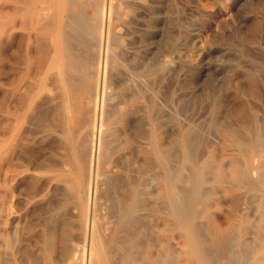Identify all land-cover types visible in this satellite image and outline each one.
Wrapping results in <instances>:
<instances>
[{
  "label": "bare ground",
  "instance_id": "bare-ground-1",
  "mask_svg": "<svg viewBox=\"0 0 264 264\" xmlns=\"http://www.w3.org/2000/svg\"><path fill=\"white\" fill-rule=\"evenodd\" d=\"M216 1L219 4V1ZM221 3L225 4V2ZM135 4L134 2L133 5ZM210 4L212 5V2ZM88 7H91V11L87 9ZM185 7L187 8V6ZM121 10L119 3L116 4L113 0H0V264H14L18 258L20 261L25 260L31 263L34 261L37 264H264V211L259 210V215L257 213V218L252 221L254 218L249 217L251 206L246 203L242 204V196L239 195L240 191H245L256 196L258 191L264 190L262 126L253 131L254 133L251 132L249 137L241 136V133L235 129L236 127L225 123L214 111L216 115L213 114L211 124L216 132H213L236 143L238 146L234 151L227 153L223 149L225 146L222 147L225 143L222 145L223 140L216 135H212L216 139L213 137L214 140L211 143L207 142L210 144V149H206V147L203 150L195 149V143H192L194 137L192 138V134L185 129L182 135L180 134L182 150H180V145L174 141V144L180 148L176 147V151H178H173L174 155H172L168 152L167 146L165 147L163 144L164 141L162 142V139L160 140L153 134L155 132L153 130L156 128L153 116L156 113L153 116L150 115L153 130L148 132L149 135L148 133L145 135L146 145L141 149L147 155L151 153L155 157L153 160L157 164V169H155L157 175L150 180V175L148 176L144 172L146 169L147 172L148 170L153 171L151 166L156 167L153 165L154 161L152 165L149 164L150 166L147 165V168H143L144 173L141 172V175L145 181L147 179L150 181L147 183L149 186L156 185L158 190V192L155 190V193L159 195L157 209H152L150 212L152 214L161 212L163 215L159 216V219L155 217L151 221L142 218V215L146 217L149 211H146L147 214H142L143 206L141 203L138 205V200H141L140 198L148 192L137 186L136 179L129 182V192L117 188L113 194L114 200L109 201L111 204H106L107 208H110L111 205L112 209H108L105 211L106 213L102 211V207L99 205L102 202L100 199L106 198L105 196L108 199V194L112 192V188L108 191L105 186V192L109 193L107 195L102 193L104 192L103 184L109 180L107 177L111 175L108 176L104 171L105 158H103L107 154L109 139L112 138L111 136L108 139L110 134L106 124L107 116H110L108 113L112 111H109L108 101L111 100H109L110 94L107 89L109 84L106 83V71L111 68H108L112 50L111 22L115 21V19L112 21L113 16L120 17ZM209 12L212 14V11L209 10ZM35 65L36 70L34 69ZM160 68L161 66L158 69ZM171 68L169 66V69ZM143 77L141 80L145 78ZM137 96L139 95L137 94ZM45 97L47 103L48 101L57 103L58 100H64L67 105H65L66 109L64 106V111L67 110L65 111L67 114L61 110L66 115V121L60 119V116L59 120L63 122L58 120L65 130L59 128L60 123L57 124L58 127H53L52 125L56 122L51 124L50 119L48 123L51 127L48 128L49 134H47V136L55 137L52 138L53 141L51 139V142L55 140L60 148L55 153L60 152L61 149L65 152L63 153V155L65 154L64 158L61 155L62 160L58 164L55 163L56 160L55 164L53 163L48 168L46 166L47 171L53 173V177L48 179V183L64 185H61L67 190L63 189L64 196H66L64 198L66 200L67 196L71 198L70 212L66 210L68 213L65 212V214L72 216L79 226H75L78 228L79 236L76 233V237L79 239L73 238L77 241V244H74V251L72 255L69 253L70 256L68 255L69 257H65L66 259L62 261H54L52 257L55 252L52 249L55 237L54 227L52 229L47 224V228L50 227L51 230L45 228L46 231L42 230L41 234L38 231L40 235H37L38 239L32 240L34 242L30 241L31 236L29 240L24 234L29 220H27L29 210L31 211L30 197H28V189L31 187L29 185L32 176L31 167L34 165H31L33 160L31 159V148L36 145L31 146L30 136L33 135L34 138L36 133L31 134L34 132L31 130L34 129V126L31 127L30 124L33 125L35 121L39 122L40 120L41 124H36L38 123L36 122L34 130L38 132L37 129H41L37 128V125L44 129L45 126H41L44 125L42 121L46 122L45 119L48 120L50 117L49 113L46 115L43 112L45 119L40 118L43 109L41 106H44L43 99L45 100ZM135 98L132 97L129 100L127 97L130 102L131 100L135 102ZM40 100L42 103H40L41 106L37 105V109L38 107L42 109L39 114L36 113L39 120L33 118L35 121L33 120L32 123V112L36 108L34 106L37 101L39 104ZM54 100L56 101L54 102ZM55 105L53 106L56 111L63 106L57 110V104ZM47 108L49 110L53 107ZM45 109L43 111H46ZM59 114H62L61 118H65L63 113ZM59 114L56 113V115ZM52 116L53 121L55 117ZM56 118L54 120H57ZM124 119V116H120L121 121H125ZM83 124L86 134L82 135L80 127ZM176 131H178L177 128ZM113 135L115 137L116 133ZM128 138L130 139V136ZM177 140L180 139L177 138ZM36 143L39 144V147L42 144ZM60 144H62L61 147ZM40 148L43 149V147ZM39 150L37 149V151ZM53 151L51 152L53 153ZM43 153L40 154L39 151L40 157H45ZM36 154L38 155V152ZM36 154L35 156H37ZM147 155H143L144 158ZM35 156L34 160L37 158ZM151 157L149 155L147 159ZM173 157H177V160L174 161ZM39 161L38 165L42 163L40 159ZM144 163L147 164L148 161L145 160ZM155 172L153 171V173ZM104 176H106V181H103ZM36 178L38 179V177ZM121 179L117 178L119 182ZM33 180L35 181V179ZM107 182L105 185L109 186L110 184L108 185ZM122 182L120 183L122 184ZM146 182L142 181L140 185H146ZM124 185L127 186V183L124 182ZM57 186L58 189L61 188L59 185ZM58 189L56 188L54 191ZM43 190L45 189L42 188L41 191ZM59 190L62 191V189ZM41 191L39 190V192ZM48 192H46V196ZM60 193L62 194V192ZM59 198L57 199L60 200ZM47 199L49 198L47 197ZM62 199L59 201L62 203H58L59 206L65 202H63L65 199ZM46 201L49 204L51 200ZM54 201L57 204V200ZM44 202L43 206L48 205L47 203L44 205ZM38 203L41 205L40 202ZM248 203L250 204V201ZM35 204L34 206H36ZM39 205L37 204L36 207L39 208ZM33 208L35 209V207ZM260 208L262 207L260 206ZM39 212H41L40 209ZM35 214L39 213L35 212ZM252 214L254 216L253 212ZM234 215L242 218V222L238 225L234 224L235 221L232 222ZM106 216H108L107 220ZM46 222L43 221L44 225L42 224V226L46 227ZM48 222L51 221L48 219ZM41 223L39 222V225ZM32 225L35 226V224ZM17 233H20L19 237ZM35 236L34 233V238ZM71 238L68 237L69 240ZM30 244L33 254L26 251ZM28 262L25 263L28 264Z\"/></svg>",
  "mask_w": 264,
  "mask_h": 264
},
{
  "label": "rangeland",
  "instance_id": "rangeland-1",
  "mask_svg": "<svg viewBox=\"0 0 264 264\" xmlns=\"http://www.w3.org/2000/svg\"><path fill=\"white\" fill-rule=\"evenodd\" d=\"M86 1H93V0H86ZM142 1L143 0H113V2H115L116 4L119 3V8L120 10L121 9L122 10L119 18L113 16L112 21L113 19H115V21L111 22V30H110L111 38H112V45H111L112 50H111V57L109 60L110 64L108 65V68L111 67L112 69L109 68L107 69V71L108 70L109 71L108 72L106 71V75H107L106 83L107 85L109 84L107 89H108V93L110 94L109 100H111L108 101V104H110L109 111L110 110L112 111L109 112L110 114L108 113V115L110 116H107L106 124L109 128V134H110V136H108V139L111 138V136L112 138L109 139L110 141L108 142L109 145H107L108 146L107 154L103 158H105L104 171L107 173L108 176L111 174L110 175L111 177L110 176L107 177L109 178V180L105 178L106 176L103 177L105 178L103 181L107 180L108 181V182L106 181L107 184L110 185L109 186L105 185L106 184L105 182L103 184L104 192H102L104 195H107L109 192L108 193L105 192L104 188L107 187L108 191H110L112 188L111 190L112 192L109 193L111 195L108 194V196L109 197L111 196L112 198L108 197V199H106L107 196H105L106 198L102 197V199H100V202L101 201L103 202L106 199L104 202L105 204L101 202L102 204L100 203L99 205L102 207V211L104 212L108 211V209H112L111 205L110 208L109 207L107 208L106 204L107 205L111 204L109 203V201L114 200L113 194L117 191V188L123 189L124 192H129V186H128L129 182L132 180L135 181L136 179V183H138L137 186L142 190H144L145 192H148V194L146 193V195L140 198L141 200H138V205H140L141 203V205L143 206L141 209L142 214L143 213L147 214L146 211H149L146 217H148V215L150 214V217H148L147 219L143 215L142 218H144L146 221H151L155 217L159 219V216L163 214L161 212L153 213V214L150 212L152 211V209H157L156 207H157V202L159 200V195L158 193L156 194L155 192L156 191L158 192V190L156 185L149 186V184L147 183H149L150 181L147 179L146 182L144 180V177H142L141 175L142 174L141 172H143V170L145 169L144 167L147 168V165L149 164L152 165L153 161L155 163L153 165H156V167L151 166V168H153L154 172L156 171L155 169H157V164L155 160H153L155 159V157L151 153H148L147 155V153L143 152L141 149L143 148L142 146L146 145L145 143L146 139H144L145 135H147L148 132L150 133V131L153 130L151 128L152 127L151 125L153 123L150 122V118H149L150 115L153 116L154 113H156L155 116H153L155 120L154 125L156 128L153 130V132L154 131L155 132L152 133L157 138H160V140L162 139L161 140L162 142L164 141L163 144L165 145V147L167 146V150L170 153L176 151V149L178 148L176 144L180 145L181 148L180 147L179 148L180 150H182L181 135L183 130L185 129L192 134V138L194 137L192 143L193 144L195 143L194 145L196 148L193 145L195 149L203 150L205 149V147L206 149H210L209 143H211V141H213L215 138L212 135H216L223 140L222 145L225 143L222 147L225 146L223 149L227 151V153L234 151V149L238 146L236 143L232 142L231 140H227L225 139V137L223 138V136L214 133L216 131L215 128H213L214 127L213 124H211L212 123L211 118H213V116L216 115L215 113H218L217 116L221 118V120H223L225 123L232 125L234 128L236 127L235 129L239 131L238 133H241L240 134L241 136L245 135L246 137L247 136L249 137L252 134L251 132L255 131L257 128H261V126H262L261 128L262 134L264 136V0H218L219 4H217L218 2L216 0H211V1L210 0H206V1L205 0H186V1L185 0H144L143 2ZM220 1L225 2V4L221 3ZM134 2L136 3L135 5H133ZM202 2H204L205 4ZM211 2L212 5L210 4ZM217 5H219L220 7L218 6L217 8ZM185 6H187V8ZM87 9L91 11V7L90 8L88 7ZM209 10L212 11V14H210L211 12H209ZM174 61L175 63H173ZM166 62L169 64H167ZM160 66L161 68L158 69ZM169 66L170 68L171 67L172 68L169 69ZM34 67H35L34 69L36 70V65ZM161 70L163 73L161 72ZM142 77L144 79L141 80ZM141 81L146 83L145 84L143 82L141 83ZM137 90L140 91L138 92ZM137 94L140 97L137 96ZM130 95L132 97H136L137 101L135 98V102H133L134 100H131L130 102L129 100L132 99ZM127 97L129 100L127 99ZM41 100L39 101V104L37 101L36 105L34 106L36 107L35 108L36 110L33 109L32 112V118H31L32 123L35 118L39 120V116H37L36 113L39 114L42 108L43 109L42 112L40 113L41 115L40 118L43 120L44 118L43 116H45V113L46 115H48L49 113L50 117L49 118L47 117L48 120L44 118L46 122L41 120L42 122H44V125L41 126L43 127L45 126L44 127V129H46L45 131L42 127H38L39 125H37V128H41L42 130L37 129L38 132L40 131L39 133L35 132L34 130L36 129L35 128L36 124H41L40 120L39 122L34 120L35 122L33 123V125L30 124L31 127L34 126V129L33 128L31 129L30 127V129L34 131L32 132L30 130L32 132L31 134L36 133L34 138L32 137L33 135L30 136V141L32 139L31 146L36 144L32 148L33 149L36 147L37 148L34 150L31 148V157H32L31 159H33L31 161V165L34 164L33 167H31V175H32L31 179L33 178L35 179V181L33 179L32 180L30 179L29 182V185H31L30 187L31 189L30 188L28 189V193H29L28 197H30L29 199H30L31 211L29 210L27 220L29 219L28 221L30 223L27 221L26 229H25L27 233L25 232L24 234L28 239L31 236L32 238L31 240L30 239L29 240L31 242H34L32 240L38 239V236L41 234L42 230L43 231L44 230L46 231V229L51 230V228L53 229L54 227L55 237L52 243L53 245L52 249L53 251H55L54 252L55 255L52 251L53 253L52 257L54 261L56 260L62 261L66 259L65 257H67L69 253L72 255L74 251V247H75L74 244L75 243L77 244V241L75 239H79L78 237H76L79 233L78 228L76 227L79 226L76 223V221L73 219V217L67 214L68 212H70L69 210L71 208V198H68L70 196H67V200L65 199L66 196H64L65 194L64 191H67L66 188L61 187L62 185L61 183H51V184L48 183L50 178L52 179L53 173L52 172L49 173L46 169V166L48 168L50 165H53V163L56 160L57 162L55 163L58 164L62 160L61 155L65 153L63 152L64 150L62 151V149H61L62 152L61 151L58 152L61 154L55 153L59 151L60 148L58 147L57 142L55 143V140L54 142H51V139L55 137L53 135L47 136V134H49L48 128L51 127L50 123L52 124V122L54 123L55 121L56 124L54 123V125L52 126L58 127L57 124L60 123L61 125V122H63L62 120H64V122L66 121L65 120L66 115H64V112L67 111V110L64 111V106L66 105V102L64 100H58V102L60 101V103L58 102L51 103L53 101H50V103L48 101L47 103L46 102L47 99L45 97V100L43 99L44 106H41L40 104L42 103ZM55 101L56 100H54V102ZM127 101H129L130 103ZM137 102L138 104H136ZM148 102L149 104L150 102L152 103L149 105ZM134 103L136 104V107ZM55 104H57V110L62 105L63 106L58 111H56V108L54 109L53 106ZM58 104L61 105L59 106ZM219 104H221L222 106ZM37 105L42 107V108L38 107L39 111H37L38 110ZM51 106L53 107L52 109L50 108ZM66 106L65 109L67 108ZM47 107H49L50 109L47 110L48 109ZM44 109L47 112L43 111ZM61 110H63L64 112ZM50 111L52 113L51 115H50ZM60 112L63 113V116H65L64 119L63 117L61 118L62 114H59ZM239 112H242L241 113L242 115ZM56 113H58L59 115H56ZM53 114H55L56 116ZM65 114L67 113L65 112ZM238 114H240L241 117ZM51 116L55 118L57 117L56 118L57 120H54L55 118H53L52 121ZM59 116L60 119L62 120H59ZM120 116L121 117L124 116L125 121H121ZM49 120L51 121L50 123H48ZM58 120L61 122H59ZM60 125L59 128L61 130L62 128L63 130H65L64 127H62V125L60 127ZM63 126H67V125H63ZM185 127H187L188 129ZM176 128L178 131H176ZM85 132H86V128L85 125L83 124V126L80 127V133L83 135L86 134ZM115 133L116 136L114 137L113 134ZM124 135L126 136L123 137ZM127 136L128 137L130 136V139ZM177 138L180 139L177 140L178 142L176 141ZM47 139L50 140L48 141ZM127 139L130 140L129 141L130 144L128 143ZM124 140L127 142L126 144ZM35 141L42 143L40 147H43V149L40 148L38 146L39 144L36 143ZM140 141L143 143H141ZM174 141L176 142V144H174ZM45 142H47L50 146L48 147L47 146L48 144ZM44 143L45 145H43ZM62 144H60L59 146L61 147ZM54 146H57L59 149ZM37 149L38 150L41 149L39 150L40 154L46 152L47 150L45 154H47L48 156L46 157V155L43 153V156L45 157H40L41 155L39 154V151H37ZM51 151H53V153ZM37 152L39 157L36 154ZM35 154L37 156H35ZM143 155H147V156H145L144 158ZM149 155L154 157V158L152 157L149 158L150 162L149 159H147ZM172 155L174 154L172 153ZM34 156L37 157L35 158L36 160H34ZM53 156H55L56 158H54ZM58 156L61 158H59ZM64 156L65 154L63 155V158ZM46 158L47 159L49 158L50 160L48 159L49 160L48 161ZM176 158L173 157L174 161L177 160ZM37 159L38 161L39 159L41 160L42 162L41 164H43L44 162V164L42 165L43 169L41 167V164L38 165L40 161L38 162ZM46 160L49 163H47ZM145 160L148 161L147 164L144 163ZM153 171L148 170L147 172V169L144 170V172H146L145 174H148V176L149 175L153 176V177L149 176L150 180L151 178L153 179L157 175V173L156 172L153 173ZM116 175H119L120 177ZM33 176L38 177V179ZM131 176H133L132 179ZM148 176L146 177L145 175L146 178H148ZM117 178L124 179V180L121 179L120 182L122 181L126 182L128 188L127 186H125L126 184L124 185V182H122L121 184L119 180H117ZM142 181L146 182V185L143 184L144 187L143 185H140V182ZM118 182L119 185H117ZM115 183L117 186L115 185ZM45 184H47V186H45ZM111 184H113L112 187ZM120 184L122 185V187L123 186L125 187L122 188ZM57 185L61 187L59 189H62V191L58 189ZM42 188L45 190L41 191ZM56 188L58 190L54 191ZM38 189L41 192H39ZM126 189L128 191H125ZM36 191H38L39 193ZM46 192H48L47 196H46ZM60 192H62V194ZM257 193L256 196L255 195L252 196L245 191H240L239 194L240 196H242L241 197V201H243L242 204L246 203L247 205L251 206V208L249 209V217L251 219L254 218L252 219V221H254L257 218V215H259L258 212L259 210L264 211V190H260ZM67 194H69V192H67ZM48 195H51L54 198ZM31 196H34L32 197L33 199L31 198ZM42 196L44 197L42 198ZM47 197L49 199H47ZM62 197L65 200H63ZM57 198H59L60 200H58ZM61 199L63 200V202L64 201L65 202L62 204V206H59V204L62 203L59 202L61 201ZM37 200H39L38 202H40L41 205H39ZM46 200H48V202L50 200L51 201L48 204ZM54 200H57V204L58 203L59 204L57 205L56 201ZM153 201L154 203H152ZM248 201H250V204L248 203ZM43 202L44 205L47 203L49 206L51 205V207L49 208L48 205L43 206ZM33 203L34 204L36 203L35 204L36 206L38 204L39 208L34 206ZM148 204L149 206H147ZM260 206L262 208H260ZM33 207H35V209ZM39 209L41 212H39ZM35 212L39 214L36 215ZM65 212H67L66 213L67 215L65 214ZM252 212L254 213V216ZM37 217L39 218L37 219ZM105 218L107 220L108 216H106ZM48 219L51 222H48ZM233 219L232 222L234 223L235 221L234 223L235 225H238L240 222H242L241 216L238 217L237 215H234ZM42 220L47 221L45 224L46 227L42 226L43 224ZM37 221H39L40 223L42 221V223L39 225V222L37 223ZM31 223L35 224V226L32 225ZM47 224L51 228L50 227L47 228L48 226ZM38 231L40 234L38 233ZM34 233L36 235L35 238H34ZM19 234L17 233L18 237ZM68 234L69 236H67ZM68 237L71 239L69 240ZM31 247L32 245L30 244V246H28V248L30 249L27 248L26 250L29 254L30 253L33 254V250ZM28 250L29 251L31 250L32 252H29ZM23 261L25 260L20 261V258H18L17 260H15L14 264H27L25 262H28V261L25 262ZM33 262L34 261H32V263ZM32 263L28 262V264H32ZM33 264H37V263L34 262Z\"/></svg>",
  "mask_w": 264,
  "mask_h": 264
}]
</instances>
